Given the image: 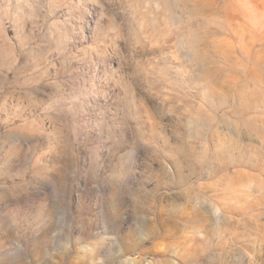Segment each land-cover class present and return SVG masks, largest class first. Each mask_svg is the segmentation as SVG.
<instances>
[{
	"label": "clouds",
	"instance_id": "1",
	"mask_svg": "<svg viewBox=\"0 0 264 264\" xmlns=\"http://www.w3.org/2000/svg\"><path fill=\"white\" fill-rule=\"evenodd\" d=\"M0 264H264V0H0Z\"/></svg>",
	"mask_w": 264,
	"mask_h": 264
}]
</instances>
